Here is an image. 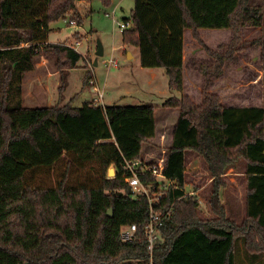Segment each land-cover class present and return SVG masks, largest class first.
<instances>
[{"label":"trees","instance_id":"obj_1","mask_svg":"<svg viewBox=\"0 0 264 264\" xmlns=\"http://www.w3.org/2000/svg\"><path fill=\"white\" fill-rule=\"evenodd\" d=\"M76 1L0 0V264L149 263L150 203L132 194L125 163L149 154L157 107L94 101L62 105V94L50 106L23 104L24 77L40 55L58 56L61 67L75 68L80 61L77 50L49 41L51 25L66 18ZM245 26L261 28L264 70L260 5L252 6L250 0H134L123 42L139 48L143 67L163 68L169 89L182 94L162 104L178 113L170 144L152 154L164 156L165 176L180 184L154 204L161 216L173 203L175 209L160 226L154 264H264V104L222 103L210 86L242 49L236 46L240 36L234 35L223 54L201 36L204 28L238 31ZM186 29L217 61L213 70L203 71L200 103L183 93ZM62 74L60 90L66 86ZM90 80L87 73L84 85ZM190 150L202 156L211 173L207 203L214 218L203 217L198 198L185 192ZM240 160L245 163L246 211L236 224L221 192L224 175ZM111 166L114 177L107 175ZM74 167H91L97 176L71 185ZM47 171H60L54 186L37 182ZM142 179L158 184L154 176ZM131 224L137 226V237L125 242L120 230Z\"/></svg>","mask_w":264,"mask_h":264},{"label":"rangeland","instance_id":"obj_2","mask_svg":"<svg viewBox=\"0 0 264 264\" xmlns=\"http://www.w3.org/2000/svg\"><path fill=\"white\" fill-rule=\"evenodd\" d=\"M250 2L252 6L260 5L264 15V0H250ZM133 8L134 0H77L74 9L68 12L66 18H60L51 25L53 31L50 33L49 41L64 42L69 45H76L78 42L77 51L82 55L80 61L75 68L61 67L58 56L40 55L34 69L27 72L24 77L22 98L23 104L28 107L54 104L60 99V94L63 100L72 99L77 106H82L85 101H94L98 105L115 103L123 106L137 104L156 106L158 129L156 137L150 141L151 145L147 146L149 154L145 155L150 158L152 154L162 153L164 146L170 144L178 113V109H163L162 104L167 98L182 94L177 90L169 89V79L163 68H155L153 70L155 72L152 73L149 67L141 65L138 49L123 42V29L120 28V24L129 21L132 25ZM71 20L76 24H72ZM237 32L240 39L236 46L240 44L242 46V49L235 53L241 57L240 71L232 73L233 68L231 64L228 65L224 82L227 87L233 86L234 89L225 88L226 90L219 95L225 105L261 106L264 104V70L262 60L259 58L261 48L258 43L262 35L261 28L245 26L238 31L231 28L204 29L201 36L213 47L222 42L223 47L219 48L218 52L223 54ZM98 40L104 47L103 56L96 55ZM185 41L187 76L183 93L188 94L194 102L200 103L203 98L200 86L204 74L196 75V73L213 70L216 61L207 59L208 55L204 54L203 46L193 38L191 29L186 30ZM198 56L199 60L194 64L193 61ZM244 56L252 57L249 63L245 64ZM111 60L116 61L117 66L110 65ZM254 72L262 73V78L259 81L257 79L256 84ZM62 73L66 76L64 90H60L63 84ZM87 73H91V80L84 85ZM95 84L103 93L102 101L99 100L100 92L93 88ZM90 169L91 167L82 169L74 167L71 171L70 184L77 185L79 180H84L87 176L90 178L97 176L98 171ZM244 170L245 163L240 160L236 167L230 169L223 177L225 179V188L221 192L223 201L229 218L236 224H241L246 211L247 182ZM47 172L49 173L39 175L40 179L37 182L42 180L45 185L54 186L60 171L57 174L53 171ZM185 179V190L194 198H198L202 216L214 218L215 214L207 203L213 179L206 161L193 150L187 152Z\"/></svg>","mask_w":264,"mask_h":264},{"label":"built area","instance_id":"obj_3","mask_svg":"<svg viewBox=\"0 0 264 264\" xmlns=\"http://www.w3.org/2000/svg\"><path fill=\"white\" fill-rule=\"evenodd\" d=\"M72 24H76L74 20H71ZM129 22L121 23L120 28L125 29L129 26ZM76 45H69L73 49L77 50ZM117 66V62L114 60L110 61V65ZM92 83H94L92 81ZM95 89L99 91L98 87L95 86ZM100 92V91H99ZM99 100H103V93L100 92ZM164 165L165 158L164 156L156 157L152 155L150 158L145 156L134 160L126 161L125 168L128 171L126 175V182L130 185L132 194L134 197H147L150 203V216L149 223L146 226V236L148 241V250L149 254V263L154 264L153 262V251L154 246L157 240L160 238V226L163 224L164 217H169L174 214V203L171 207L161 216L158 212V209L155 208L154 204L159 200L163 199L166 193L170 189L180 188V184L175 180L168 179L164 174ZM154 176L158 184L155 186L154 183H146L143 181L142 176ZM146 179V178H145ZM185 192L188 193L186 190ZM180 199V197H179ZM121 239L125 242H132L137 237V226L136 224L124 225L120 230Z\"/></svg>","mask_w":264,"mask_h":264},{"label":"crops","instance_id":"obj_4","mask_svg":"<svg viewBox=\"0 0 264 264\" xmlns=\"http://www.w3.org/2000/svg\"><path fill=\"white\" fill-rule=\"evenodd\" d=\"M205 29V28H204ZM204 29H201V33H202V31L204 30ZM186 30H190V29H186ZM186 30H185V34H184V83H185V80H186V76H187V73H186V69H187V66H186V61H187V54H186V41H185V38H186ZM196 42V41H195ZM206 43H207V45L208 46H210V44L208 43V41H206ZM220 45H222V42H220V43H218L215 47H213V46H210L211 48H214V50H219V46ZM137 48V47H136ZM138 49V52H139V48H137ZM260 52H261V50H260ZM204 54H207L208 55V57H207V59H213L214 61H216V59H214V57H212L211 55H209L205 50H204ZM255 57H257V56H255ZM194 58V57H193ZM251 58L252 57H243V59L244 60H246V62H245V64L246 63H249V59L251 60ZM259 58L261 59V54H259ZM204 59H206V58H204ZM239 59H241V57H240V55L239 54H236V56L234 57V59H232L231 61H228V62H226L225 63V65H224V70H223V72L220 74V75H218L216 78H215V80H213L212 81V83H211V91H213V92H215V93H218V94H221L223 91H225L227 88L228 89H230V90H233L234 89V87L233 86H229V87H227V84H225V82H224V79H225V75H226V72H227V68L229 67L228 65L229 64H231V66H232V70H231V72L232 73H234V71H236L237 73H239V71H240V63H239ZM195 61H193L194 62V64L197 62V60H199V56H198V58H195L194 59ZM213 60H211V61H213ZM213 61V62H214ZM216 65H217V61L215 62V67H216ZM214 67V68H215ZM256 67V66H255ZM155 68H157V67H152V68H150L151 70H152V73H154L155 71H153ZM254 73H256V75L255 74H253V76H254V83L256 84V80L258 79V81L260 80V78H262V73L261 72H254ZM201 75V74H203V73H201V71H198L197 73H196V75ZM202 80H203V83H202V86H200V89H201V91L203 90V84H204V76L202 77ZM231 82H233L232 80H231ZM261 82V81H260ZM264 84V83H263ZM186 85V84H185ZM184 85V88L186 87ZM153 86H155V84L153 85ZM263 86V85H262ZM226 88V89H225ZM264 88V87H263ZM57 102V101H56ZM55 102V103H56ZM68 102H72L73 103V105H75L74 104V102L72 101V100H70V99H65V100H63L62 101V105L63 104H66V103H68ZM201 102V101H200ZM54 103V104H55ZM50 105H53L52 103H50ZM49 105V106H50ZM75 106H77V105H75ZM157 124H158V121H157ZM157 129H158V125H157Z\"/></svg>","mask_w":264,"mask_h":264},{"label":"water","instance_id":"obj_5","mask_svg":"<svg viewBox=\"0 0 264 264\" xmlns=\"http://www.w3.org/2000/svg\"><path fill=\"white\" fill-rule=\"evenodd\" d=\"M97 47H98V50L96 51V55L97 56H103L104 55V47H103V44L100 40H98V42H97ZM95 65H97V61H95ZM108 175H109V177L115 176V167L114 166H111L109 168ZM112 210H113L112 208L109 209V215H112Z\"/></svg>","mask_w":264,"mask_h":264}]
</instances>
